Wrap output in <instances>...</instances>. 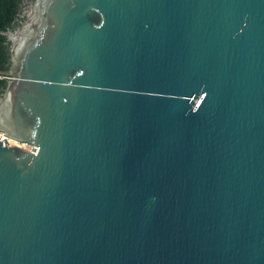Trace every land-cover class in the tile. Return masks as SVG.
I'll use <instances>...</instances> for the list:
<instances>
[{"label": "water", "instance_id": "1", "mask_svg": "<svg viewBox=\"0 0 264 264\" xmlns=\"http://www.w3.org/2000/svg\"><path fill=\"white\" fill-rule=\"evenodd\" d=\"M4 33L0 264H264V0H34Z\"/></svg>", "mask_w": 264, "mask_h": 264}, {"label": "trees", "instance_id": "2", "mask_svg": "<svg viewBox=\"0 0 264 264\" xmlns=\"http://www.w3.org/2000/svg\"><path fill=\"white\" fill-rule=\"evenodd\" d=\"M26 0H0V97L10 77V52L4 33L14 30Z\"/></svg>", "mask_w": 264, "mask_h": 264}, {"label": "flooded vegetation", "instance_id": "3", "mask_svg": "<svg viewBox=\"0 0 264 264\" xmlns=\"http://www.w3.org/2000/svg\"><path fill=\"white\" fill-rule=\"evenodd\" d=\"M33 3H34V0H26L25 1L24 8H23L21 14L18 17L16 28L20 27L25 22V20H26V16L25 15H26V12L28 10V6L32 5ZM9 46H10V44H9ZM10 63H11V61H10Z\"/></svg>", "mask_w": 264, "mask_h": 264}]
</instances>
